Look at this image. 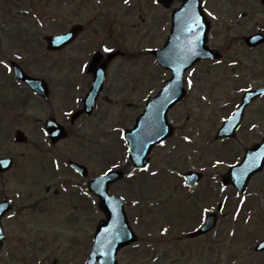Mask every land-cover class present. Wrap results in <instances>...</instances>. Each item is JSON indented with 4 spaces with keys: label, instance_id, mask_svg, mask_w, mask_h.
I'll use <instances>...</instances> for the list:
<instances>
[{
    "label": "flooded vegetation",
    "instance_id": "af4514ba",
    "mask_svg": "<svg viewBox=\"0 0 264 264\" xmlns=\"http://www.w3.org/2000/svg\"><path fill=\"white\" fill-rule=\"evenodd\" d=\"M193 1L201 5L203 19L198 24L191 20L186 26L181 21L176 24L185 34L196 33L186 37L183 45L187 49L200 50L202 45L196 35L197 31L199 34L204 32V45L218 55L197 59L183 72V97L167 112L171 135L163 139V145L159 143L152 147L145 166L135 168L123 155L120 159L110 157L109 142H98L99 135H108L109 106L123 101L112 99L110 94L121 90L120 86H150L145 96L137 97L139 103L133 115L135 124L145 99L156 96L162 84L172 76L171 69L157 63L155 52L165 46L174 27L175 11L182 5V0L163 3L129 0L128 4L124 0H0V18L20 22L16 28L4 30L10 31L6 35V45L12 50L28 52L33 62L40 66L38 72L46 74L48 85L40 92L31 89L14 77L13 71H9V63L4 68L9 79L4 82L0 78V158H12L8 169L0 167V201L10 203V209L0 213V264H14V261L49 264L42 256H21L24 254L21 244L25 242L18 237L13 239L10 229L22 230L24 226L17 221L21 219H27V230L32 223L38 226V235L44 236L50 245L67 235L63 230L69 231L74 244L82 245L84 240L86 253L81 256H87L94 241L95 211L99 213V220L106 219L95 205L98 197L90 184L113 164L119 166L113 170H122L123 177L113 182L109 189L114 195L126 196L127 216L131 219L133 215L132 220L128 218L130 223L134 219L140 220L143 212L141 197L148 191L155 196L156 207L150 211L152 218H161L158 221L165 223L166 218L163 222L160 213L162 206L178 189L182 193L181 201L172 204L170 211L173 213L175 207L183 208L185 222L191 227L185 235L187 245L192 242L202 244L208 237L212 243L221 240L224 218L231 220L226 229H230L231 235L235 233L234 238L247 235L256 240L255 243L264 238V226L259 229L264 225L260 221L264 218V167L246 180L242 193L232 184L242 178V174H227L231 166L243 159L246 150L264 137V42L251 45L249 40L252 35H264V0ZM196 9L193 3L188 7L191 13L183 15L193 19ZM257 13L261 14L260 21L253 20ZM48 35L57 37L53 50L47 49ZM173 44L169 46L171 52ZM104 45L114 51L104 53ZM31 47L41 52L37 60L34 55L37 52L30 50ZM18 63L24 72H29V60ZM137 65H145L149 70L144 71L143 76H136L133 69ZM190 79L192 87L188 85ZM60 87L62 92L55 91ZM90 95H96V99L93 107L87 109L84 102ZM204 107L207 111L201 110ZM231 116L232 137L215 138L218 129ZM50 119L65 128L67 136L64 139L51 141L46 135V124ZM133 123L125 126L117 122L114 125L118 130L115 142L123 145V153L127 147L120 138L121 133ZM17 130L39 133L38 151L43 155L38 157V165L42 175L38 174L40 179L31 185L28 180L33 175L30 162L35 160L34 157L29 156L27 160V153L22 152L18 158H24L26 165L21 172L13 173L18 162L10 154L11 147L22 145L13 140ZM185 136L189 139L185 140ZM95 147L100 148V155L95 154ZM157 151H161V156L155 157ZM178 155L182 156L181 165L174 164V161H180ZM111 158L116 159L112 161ZM217 159L222 163L213 167ZM158 160L162 161L159 166ZM72 161L80 163L82 168L74 167ZM98 163L103 166L102 170ZM143 168L148 171H142ZM130 172L133 173L131 177ZM14 176L18 181H27L31 187L24 191L25 194L10 190ZM202 205L212 209L204 218L201 217ZM211 214L217 219L213 225ZM253 217L258 221H252ZM206 222L209 228L213 227L200 235L188 236ZM83 228L86 229L84 236ZM168 235L169 231L165 236ZM253 254L257 256H249L248 260L243 259L244 256H233L226 264H264V251L253 249ZM183 260L185 264H205V258L192 260L184 256ZM50 264H57V261ZM68 264H72L71 261ZM152 264H159V261L154 259Z\"/></svg>",
    "mask_w": 264,
    "mask_h": 264
},
{
    "label": "rangeland",
    "instance_id": "374dc122",
    "mask_svg": "<svg viewBox=\"0 0 264 264\" xmlns=\"http://www.w3.org/2000/svg\"><path fill=\"white\" fill-rule=\"evenodd\" d=\"M253 20H261V14L257 13L254 17ZM9 20L5 19H0V30L1 29H13L16 28V25L9 23ZM10 32V31H9ZM9 32L0 31V61H8V59H11V57H15L14 52L11 51L9 46L6 45V42L8 40L7 36ZM4 34V35H2ZM126 60V59H125ZM136 62L139 61V59L135 60ZM153 68L156 69L154 66ZM149 68L145 67V65H137L133 69V74L136 76H143L144 71H148ZM33 74L39 75L37 70H31ZM0 78L4 79V82L7 81L8 75L5 72L4 67L0 64ZM53 78V75H52ZM142 85H130V86H125V88L121 87V90H114L111 92L110 96L112 99H118V100H123L118 103H114L112 106H109V127L114 126L117 122L118 124H126L125 126H128L131 124L133 115L135 112V109L139 103V96L142 94L145 96L146 91L150 89V86H143ZM61 90L62 92V87L57 88L55 91ZM141 95V96H142ZM63 98V94L61 95ZM137 97H139L137 99ZM66 99V97H65ZM62 102H64L62 100ZM128 103H130L128 105ZM134 103H136L134 105ZM201 110H206L207 108L204 107ZM119 124V125H120ZM28 135L30 137L29 139V145L27 146H16V147H11L13 151L10 153L11 155H14L16 158V161L18 162V167L17 169L14 170L15 172H21L20 169L24 168V165H26V162L24 161V158H18L22 152L27 153V160L30 157H34L35 160H31V165L30 168H32V176L29 178L28 182L31 185V183L34 182V180H38L40 178H37L38 174H40V177L42 175V172L39 168V161H38V156H40V153L38 151V142L40 143V138H39V133L34 130L32 133L28 132ZM108 137L110 138L111 135L109 136H102L99 135L98 142L99 143H106ZM114 136H112L113 138ZM97 139V138H96ZM112 143V139L109 141ZM7 144V143H5ZM118 144V143H117ZM119 145V144H118ZM115 145L114 149H119V146ZM121 145V144H120ZM10 145L8 146V148ZM112 147V146H109ZM122 147V145H121ZM96 149V148H95ZM113 152V149H110V154ZM48 156V155H47ZM116 158L120 157L121 155L119 154L118 156L115 155ZM161 156V151H157L155 157ZM182 156L178 155V159L180 161H174V164L176 165H181L180 162L182 160L180 159ZM116 158H111L114 161ZM160 158V157H159ZM93 161L96 162V156L93 157ZM162 161L158 160L156 163L159 166ZM96 166V165H95ZM98 167L100 168L99 170H102L103 166L98 163ZM27 169V168H26ZM25 169V170H26ZM16 175V174H15ZM25 181H18V178L14 176V180L12 183H10V187L13 192L14 191H19L21 194H25L24 191H27L28 188H31L30 186H25L23 184ZM149 188H152L149 187ZM150 190V189H149ZM144 199H148V196L151 195V191H148L144 193ZM182 193L180 190H176L172 193V196H169L166 199V203L164 204L167 207L172 206L176 201H181ZM155 198V197H154ZM165 198V197H164ZM172 199V201H171ZM156 207L155 205L152 206ZM147 207H143L142 210V216H140L139 220V233H140V243L136 248L131 247L127 248L122 251L120 254V259H121V264L122 262L126 261L125 264H151L150 261L153 257H155V254L159 252V255L156 256L158 260H160L159 264H185V261L183 260L184 256L190 257L192 260H198V259H204L205 258V264H208L211 261H218L220 260L221 264H226L229 263V260L233 258V256H239L240 258L248 260L249 256H257L253 255L250 249L248 247L250 246L249 241L250 239L245 235L242 237V240H235L233 236L230 235V232L226 227L229 225L228 219H223L224 222L221 223V240L216 241L215 243H212V239L210 237L206 238L205 242L198 243V242H192L190 245H187L188 241H185L184 235L181 234V232L187 231V229H190L191 227L186 226L184 223V218H183V212L179 211V217L176 218V216L173 217V228H169V235H161L158 233V229L160 226V222L158 218H152L151 217V212L149 209H146ZM178 207H175L173 209V212L177 209ZM183 211V208H180ZM163 211H166V208L163 209ZM35 214H33L34 216ZM96 216V215H95ZM94 219H98L97 216ZM179 219V221H178ZM153 220H156L154 222L158 223L157 225L153 223ZM19 221L25 228L22 230H16L13 227H10L11 233H12V238H20L25 242V244H21V246L24 249V254L21 256H29L31 254H34L35 256H42L44 259H47V263L50 264L53 260L57 261V264H68L70 263L71 259L74 256H81L83 253V250L85 249V242L83 240L82 243V249H80V244H74L72 240L70 239V232L66 231L63 234H67L65 237H61L57 239L52 245L47 244V240L44 239V236L40 237L38 235V231L40 228L36 226L35 224H31L29 226V229H26V221L27 219L24 220H17ZM252 221H258L256 217H253ZM264 223V218L260 219ZM168 222V221H167ZM264 225L259 226V229H261ZM86 234V229L83 228V236ZM72 238V237H71ZM72 242V243H71ZM33 243V244H32ZM28 247V249H27ZM30 247V248H29ZM47 247V250H45ZM250 248V247H249ZM55 249V250H54ZM139 251V256H133L134 252ZM200 256V257H199ZM264 256V255H263ZM20 257L18 256L17 259ZM226 260V261H225ZM17 264H20V262H17Z\"/></svg>",
    "mask_w": 264,
    "mask_h": 264
},
{
    "label": "snow or ice",
    "instance_id": "6c2138e0",
    "mask_svg": "<svg viewBox=\"0 0 264 264\" xmlns=\"http://www.w3.org/2000/svg\"><path fill=\"white\" fill-rule=\"evenodd\" d=\"M156 2L158 3L159 0H156ZM124 3H125V4H128V3H129V0H124ZM192 23H193V24H198V23H199V17H194L193 20H192ZM102 51H103L104 53H112V52L114 51V49L111 48V47H109V46H107V45H104V46L102 47ZM192 54H194V55L196 54L194 49H193ZM0 63H3V61H0ZM217 63H219V61H217ZM9 71H11V69H9ZM188 85H189V87H192V86H193V82H192L191 79L188 80ZM245 91H247V89H245ZM66 115H71V114H70V113H67ZM163 131H164V129L161 127V128H159V129L155 132V136H156L157 139H159V137H160V133L163 132ZM53 134H55V133H53ZM184 139H185V140H188L189 138H188L187 136H185ZM160 143L163 145V140H160ZM137 160H139V157H137ZM221 163H222V161L219 160V159H217L216 162H215V164L213 165V167H215V166H217V165H219V164H221ZM56 167H57V168L60 167L59 163L56 164ZM116 167H119V166L116 165V164H113L112 168H109L108 171L111 172V171L113 170V168H116ZM142 171H148V169H147V168H143ZM105 175H107V173H105ZM132 175H133V173L130 172V173H129V177H131ZM152 175L155 176L156 173L153 172ZM241 203H243V200L241 201ZM2 210H3V208L0 207V211H2ZM211 211H212V209H211L210 207H206V206H203V205H202V206H201V217L204 218L205 214H207V213H209V212H211ZM250 219H251V217L248 218L249 221H250ZM246 222H248V221H246ZM202 226H203V225H202ZM167 232H168V229L165 228V229H163L162 234H166ZM232 235H235V233H232ZM258 246H259L261 249H264V244H259Z\"/></svg>",
    "mask_w": 264,
    "mask_h": 264
},
{
    "label": "water",
    "instance_id": "95a60500",
    "mask_svg": "<svg viewBox=\"0 0 264 264\" xmlns=\"http://www.w3.org/2000/svg\"><path fill=\"white\" fill-rule=\"evenodd\" d=\"M176 100H174L172 103H174ZM89 102L92 103V100H90ZM132 241V238H130V235L127 236H123L122 238L117 242V244L114 245L115 249L119 246H122L126 243H129ZM96 257V256H95ZM106 261L108 262V264H115V256H108V258L106 259Z\"/></svg>",
    "mask_w": 264,
    "mask_h": 264
}]
</instances>
